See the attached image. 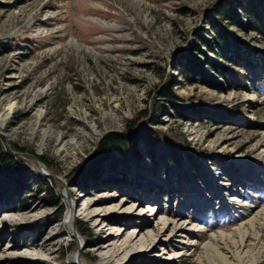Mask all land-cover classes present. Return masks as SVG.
<instances>
[{
	"label": "rangeland",
	"instance_id": "1",
	"mask_svg": "<svg viewBox=\"0 0 264 264\" xmlns=\"http://www.w3.org/2000/svg\"><path fill=\"white\" fill-rule=\"evenodd\" d=\"M217 1L0 0V144L58 199L49 205L36 179L24 195L14 177L0 179V264H77L79 242L78 264H96L99 241L115 228L146 234L158 216L182 220L188 230L164 239L167 250L158 245L149 256L116 255L103 264H207L208 244L236 264L238 231L245 264H253L248 250L264 264V33L242 34L253 39V65L238 66L243 78L227 92L174 85L181 78L169 65L197 27H208L205 14ZM170 79L178 103L198 112L187 120L162 113L154 126L192 159L159 141L152 157L142 142L127 179L116 183L103 172L98 190L70 187L72 170L105 133L125 130L143 111L139 121L148 125L157 91ZM212 110L220 111L217 120L206 116ZM34 156L55 176L34 174L41 173ZM95 208L97 220L89 216ZM80 221L91 240L79 233Z\"/></svg>",
	"mask_w": 264,
	"mask_h": 264
},
{
	"label": "trees",
	"instance_id": "2",
	"mask_svg": "<svg viewBox=\"0 0 264 264\" xmlns=\"http://www.w3.org/2000/svg\"><path fill=\"white\" fill-rule=\"evenodd\" d=\"M205 15L208 27H197L191 40L171 55L169 65L181 78L174 81V85L201 83L220 92H227L232 79L243 78L238 66L244 63L253 65V39L248 42L241 36L248 35L251 31L264 33V0H218ZM172 81L170 79L158 89V98L152 102L150 113L146 115L148 125L139 121L145 114L143 111L136 119L129 120L125 130L105 133L93 151L72 170L68 177L70 187L80 190L90 187L98 190L102 184L103 172L111 174V178L118 179L117 181L126 179L127 164L130 161L138 162L139 142H145V149L152 157L159 141L160 147L169 148L176 155L192 159L189 151L181 152L172 140L158 138L159 130L154 126L162 122V113L187 120L193 111L198 112V107L178 103ZM164 105L172 112L166 110ZM218 112L220 111L212 110L206 116L217 120L220 115ZM13 177L14 187L22 195L28 192L33 179L36 182L32 184L36 186L45 184L41 188L47 194L48 204L57 205V196L47 183L32 176L0 144V179ZM77 229L85 239L91 240L92 233L86 223L80 221ZM67 235L70 237V234Z\"/></svg>",
	"mask_w": 264,
	"mask_h": 264
},
{
	"label": "bare ground",
	"instance_id": "3",
	"mask_svg": "<svg viewBox=\"0 0 264 264\" xmlns=\"http://www.w3.org/2000/svg\"><path fill=\"white\" fill-rule=\"evenodd\" d=\"M65 193V192H64ZM88 203V202H87ZM86 202H81L80 204L77 203V206H81V208H85L87 206ZM236 203V202H235ZM72 206H75L73 203ZM80 208V207H77ZM113 208H116L113 207ZM97 208L93 209L94 211H91L92 213L89 214L90 219L97 220L99 219L102 214V211H97ZM142 209V208H141ZM72 215L71 220H70V231L72 236L76 237L78 235H75L73 233V230L76 231V228L74 226V218H75V212L74 208L72 207ZM227 208H224L222 212H226ZM146 213L148 216H154L156 214L152 208H148L146 210ZM71 214V213H70ZM141 213H138L140 216ZM264 214V211H263ZM182 221V220H181ZM181 221H173L169 220L166 217L158 216L156 222L154 223V227L152 230L148 231L146 234H139V231H132L127 234H123V232L120 229H116L112 232L111 235L101 239L99 241V245L97 247V251L99 252V260L97 261L96 264H103L105 261L109 260L112 256L116 255H138L142 251L143 253L150 255V253H153L155 251V248L158 245H162L161 249L167 250L168 247L163 246L165 243H163V240L168 238L170 234H177V233H186L188 229H185V224L184 222ZM252 222V220H251ZM73 225V227H72ZM253 226V224H251ZM114 229V228H113ZM240 229V228H239ZM56 227H53L52 231H55ZM190 230V228H189ZM77 232V231H76ZM227 237L229 235L225 234ZM244 235L245 233L238 231V238H239V245L238 247L235 248L234 251V256L237 259L236 264H245L246 257L244 256L245 254L242 253V250L244 249ZM50 236V235H49ZM77 238V237H76ZM79 244H83L80 243ZM79 245V246H80ZM210 247V248H209ZM206 257H207V264H217V261H219L221 264H233L230 262L227 258V256L222 253V252H217L215 249V246L212 245H206ZM7 247H4V251H6ZM253 250V249H252ZM80 251V250H79ZM78 252H75V257H74V262L78 264ZM251 252V258H252V263L255 264L258 257L256 252L248 250L247 252ZM175 253V252H174ZM8 254V253H7ZM6 254V255H7ZM26 254H35L33 252L31 253H26ZM175 256V255H174ZM2 254H0V260L2 259Z\"/></svg>",
	"mask_w": 264,
	"mask_h": 264
},
{
	"label": "water",
	"instance_id": "4",
	"mask_svg": "<svg viewBox=\"0 0 264 264\" xmlns=\"http://www.w3.org/2000/svg\"><path fill=\"white\" fill-rule=\"evenodd\" d=\"M0 133L6 138L5 134H3L1 131H0ZM6 141H7V139H6ZM8 150H9L11 153H13V154H17V155L20 154V153H18V152H16V151L11 150L10 148H8ZM34 158H35V160L38 162V166L41 168V169H40V170H41V173H40V172H37V173H36V171H34V172H33L34 174H37L38 177H40V176L43 177L44 174H45V175L49 174V175H51V176H55L54 174H52V173L48 170V168H47L42 162H40V161L37 159L36 156H34ZM63 184H65V183H63ZM66 191H67V188H66V184H65V185H64L65 198H66V200L69 202V201H70V197L66 194ZM73 233H74L75 235H78L77 232H76L75 230H73ZM76 237H77V236H76ZM79 250H80V246L78 247V249H77L76 252H78Z\"/></svg>",
	"mask_w": 264,
	"mask_h": 264
}]
</instances>
